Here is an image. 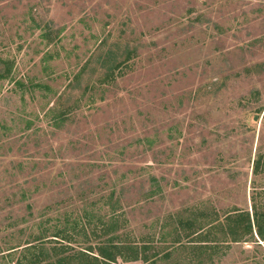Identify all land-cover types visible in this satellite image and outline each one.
Segmentation results:
<instances>
[{
  "label": "rangeland",
  "instance_id": "rangeland-1",
  "mask_svg": "<svg viewBox=\"0 0 264 264\" xmlns=\"http://www.w3.org/2000/svg\"><path fill=\"white\" fill-rule=\"evenodd\" d=\"M62 258L264 264V0H0V264Z\"/></svg>",
  "mask_w": 264,
  "mask_h": 264
},
{
  "label": "trees",
  "instance_id": "trees-1",
  "mask_svg": "<svg viewBox=\"0 0 264 264\" xmlns=\"http://www.w3.org/2000/svg\"><path fill=\"white\" fill-rule=\"evenodd\" d=\"M117 67V64L115 65H112L111 67ZM259 218V217H257ZM261 218V217H260ZM251 228V225L249 226V229L250 230ZM260 234L262 235L261 231H260ZM263 237V235H262ZM208 248V247H206ZM114 250L110 249V247H103L101 249H99V252H100V256L103 257L105 260L109 261V262H115L116 260V257H115V254L113 253ZM68 258H62L60 260L57 261V263H48V264H65V262L67 261Z\"/></svg>",
  "mask_w": 264,
  "mask_h": 264
}]
</instances>
